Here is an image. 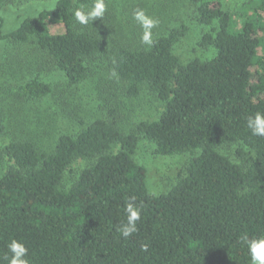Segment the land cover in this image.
<instances>
[{"label":"trees","instance_id":"1","mask_svg":"<svg viewBox=\"0 0 264 264\" xmlns=\"http://www.w3.org/2000/svg\"><path fill=\"white\" fill-rule=\"evenodd\" d=\"M26 1L0 0V54L7 42L31 43L77 84L89 60L106 49L127 95L147 88L165 104L158 117L128 132L95 118L59 133L50 150L29 136L6 143L0 151L13 163L0 176V264H8L13 238L27 248L30 264H250L241 238L264 235V136L246 126L248 116L264 112V0H248L253 11L239 27L220 0H189L196 20L209 27L199 44L214 54L186 62L174 51L187 31L183 22L155 33L150 47L134 44L135 35L110 46L97 31L76 26L73 10L93 0ZM56 22L63 32L52 31ZM18 91L41 100L51 87L33 76ZM140 138L159 155L197 151L169 190L149 189L134 156ZM228 143H241L239 161L220 151ZM78 158L93 162L63 187L64 172ZM129 202L141 218L125 238L117 228L126 223Z\"/></svg>","mask_w":264,"mask_h":264},{"label":"rangeland","instance_id":"2","mask_svg":"<svg viewBox=\"0 0 264 264\" xmlns=\"http://www.w3.org/2000/svg\"><path fill=\"white\" fill-rule=\"evenodd\" d=\"M220 2L235 17L236 27L241 25L246 15L251 14L254 7V2L248 0ZM105 3L107 11L102 18H96L88 25H81L75 20L80 29L97 31L103 37L105 45L131 43L133 39H130V35L140 38V26L137 33L130 29L138 26L132 17L133 11L143 8L148 15L159 20V25L152 30L153 36L170 25L182 22L187 25L186 34L174 46V51L182 62L196 57L207 59L214 54L213 47L199 44L201 35L209 27L196 20V4L189 0H107ZM25 4H31L30 0ZM84 8L87 10L89 7ZM262 16L264 18V13ZM12 21L9 18L5 26L11 27ZM51 29L54 32L64 31L59 22L52 23ZM260 35L264 41V32H260ZM134 44L142 43L139 39ZM105 50L89 60L86 78L73 84L64 78L49 56L33 44H3L0 54L4 70L0 77V149L16 136H29L35 138L39 146L50 150L59 133H74L95 118L114 120L119 129L128 132L134 130L139 121L158 117L165 102L147 88H143L136 96L127 95ZM33 76L45 77L51 87V93L41 100H26L19 96V83ZM110 112L114 115L111 116ZM241 148V143H228L222 145L220 151L239 161L237 150ZM115 150L117 146L113 147V151ZM245 152L247 156L250 155L248 149ZM195 154L197 151L193 154L159 155L148 140L140 138L134 156L146 169L149 189L158 193L169 190L184 175L188 161ZM92 162V159L84 158L74 160L64 172L62 186L69 187L73 184L80 171ZM12 163L0 151V176Z\"/></svg>","mask_w":264,"mask_h":264},{"label":"clouds","instance_id":"3","mask_svg":"<svg viewBox=\"0 0 264 264\" xmlns=\"http://www.w3.org/2000/svg\"><path fill=\"white\" fill-rule=\"evenodd\" d=\"M106 11L105 0H93L91 7L87 10L83 6L73 10L75 20L81 25H88L96 18H102ZM132 17L142 29L140 41L143 45L151 46L153 44V29L159 25V20L148 15L143 8H136ZM246 126L251 134L264 136V112L257 111L247 117ZM127 219L122 223L117 231L125 238L137 231L136 223L140 220V209L134 203L129 202L126 205ZM246 243L250 255V264H264V235L248 239L241 238ZM10 256L5 258L8 264H30L27 258V248L17 239H11L7 245Z\"/></svg>","mask_w":264,"mask_h":264}]
</instances>
